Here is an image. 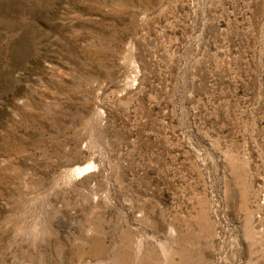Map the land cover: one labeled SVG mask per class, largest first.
I'll use <instances>...</instances> for the list:
<instances>
[{
    "label": "rangeland",
    "instance_id": "obj_1",
    "mask_svg": "<svg viewBox=\"0 0 264 264\" xmlns=\"http://www.w3.org/2000/svg\"><path fill=\"white\" fill-rule=\"evenodd\" d=\"M263 201L264 0H0V264H264Z\"/></svg>",
    "mask_w": 264,
    "mask_h": 264
},
{
    "label": "bare ground",
    "instance_id": "obj_2",
    "mask_svg": "<svg viewBox=\"0 0 264 264\" xmlns=\"http://www.w3.org/2000/svg\"><path fill=\"white\" fill-rule=\"evenodd\" d=\"M83 171H85V170H76V171H73L72 172V176H79L80 174H82ZM263 204H264V201H263Z\"/></svg>",
    "mask_w": 264,
    "mask_h": 264
}]
</instances>
